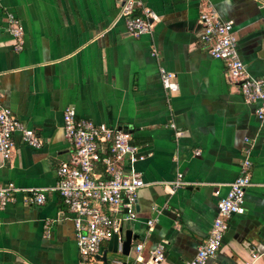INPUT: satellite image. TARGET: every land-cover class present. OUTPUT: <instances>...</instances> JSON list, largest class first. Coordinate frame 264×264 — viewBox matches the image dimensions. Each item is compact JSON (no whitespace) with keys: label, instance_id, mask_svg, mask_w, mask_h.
Segmentation results:
<instances>
[{"label":"crops","instance_id":"crops-1","mask_svg":"<svg viewBox=\"0 0 264 264\" xmlns=\"http://www.w3.org/2000/svg\"><path fill=\"white\" fill-rule=\"evenodd\" d=\"M137 1L158 19L134 37L120 15L126 0H0L1 102L43 141L34 149L15 134L0 169V183L19 189L0 209V264H79L71 215L54 189L69 149L68 106L77 118L129 133L142 156L135 168L146 185L136 218L122 226V240L131 232L130 250L117 255L105 241L91 264H135L136 244L144 257L164 244L159 264H186L212 227L215 190L226 194L245 158L252 166L244 213L229 218L206 264H264V118L207 53L197 23L207 6L230 21L247 73L264 80V0ZM6 12L22 27L19 51ZM160 68L174 75L176 92L162 87ZM178 174L186 185L173 188ZM31 188L43 190V204L23 202Z\"/></svg>","mask_w":264,"mask_h":264},{"label":"built area","instance_id":"built-area-1","mask_svg":"<svg viewBox=\"0 0 264 264\" xmlns=\"http://www.w3.org/2000/svg\"><path fill=\"white\" fill-rule=\"evenodd\" d=\"M1 7V3H0ZM140 14H135L136 10ZM7 31L14 40V49L23 46V30L17 18L6 12ZM120 15L124 17L127 33L138 37L150 32L156 14L137 0H126ZM197 23L199 41L207 53L224 64L225 77L231 84L238 86L243 100L254 104V115L264 118V80L250 76L237 51V38L230 21L221 20L211 8L200 9ZM162 87L170 93L177 91L174 75L164 68L159 69ZM0 93V169L11 158L15 148L14 135L18 134L25 145L39 149L42 139L19 122L12 112L2 105ZM62 130L69 144L66 157L56 169L55 190L63 205L71 215L75 241L78 249L79 264H91L99 256V250L105 241L117 237L116 254L122 253V226L136 218L135 207L137 193L146 184L135 163L142 159L139 148L131 143L129 133L95 124L76 117L75 109L68 106L62 114ZM173 126V125H172ZM198 153V152H197ZM251 161H242L240 174L228 184L224 196L216 201L217 213L207 238L198 246L195 256L186 264H206L219 251L222 236L228 227L232 215L244 213V196L251 185ZM173 188L186 185L182 175L178 174L171 183ZM19 191L12 183H0V209L15 200ZM23 196L26 205L44 203L43 190L28 189ZM152 222H148L150 225ZM135 264H159L164 259V244L157 245L143 256L144 247L136 244ZM252 260L258 258L251 255ZM114 264H126L115 259ZM134 264V263H133Z\"/></svg>","mask_w":264,"mask_h":264},{"label":"water","instance_id":"water-1","mask_svg":"<svg viewBox=\"0 0 264 264\" xmlns=\"http://www.w3.org/2000/svg\"><path fill=\"white\" fill-rule=\"evenodd\" d=\"M131 239H132L131 232L127 231L125 238L122 242V253L125 255H127L130 250ZM116 246H117V237L116 235H113L112 238L109 240V248L113 253H116ZM100 253H102V248L99 250V254Z\"/></svg>","mask_w":264,"mask_h":264}]
</instances>
